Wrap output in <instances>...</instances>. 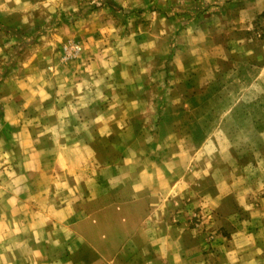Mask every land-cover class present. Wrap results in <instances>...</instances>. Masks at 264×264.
<instances>
[{"label":"crops","instance_id":"crops-1","mask_svg":"<svg viewBox=\"0 0 264 264\" xmlns=\"http://www.w3.org/2000/svg\"><path fill=\"white\" fill-rule=\"evenodd\" d=\"M92 2L93 10L140 11L130 18L138 32L124 41L153 44L114 63L116 81L104 77L99 98L88 82L56 91L46 81L37 89L44 97L27 99L36 92L30 83L0 98V264H264V163L237 165L223 149L235 137L224 120L264 137L248 108L264 101L239 97L256 89L263 68L245 66V77L238 66L189 65L184 52L179 63V50L157 48L142 31L158 27L160 36L170 21L181 25L161 10L180 9L177 0ZM90 16L75 22L86 34L109 24ZM228 86L236 97L224 101ZM237 105L246 113L234 114Z\"/></svg>","mask_w":264,"mask_h":264},{"label":"rangeland","instance_id":"rangeland-1","mask_svg":"<svg viewBox=\"0 0 264 264\" xmlns=\"http://www.w3.org/2000/svg\"><path fill=\"white\" fill-rule=\"evenodd\" d=\"M86 1L81 7V4L77 5V0H45V2L30 0L29 3H16L14 8L9 7V11L3 9L6 5H0V98L6 97L8 91L12 95L21 93L30 83H34L36 92L28 94L27 99L44 97V93L37 92L41 81L42 83L46 81L50 84L47 88L52 87L56 91L61 90L58 85H63L65 82L74 83L78 88L82 87L81 83L88 82L96 89L94 98H99L101 94H98V91L103 78L105 77V82L108 83L116 81L115 76L110 73L114 63L119 64L118 60L122 57L132 61L129 55L138 48H149L153 44L149 41L143 42L141 39H139L141 42L124 41L129 34L138 32H135L130 18L133 17V21H136L134 16L140 11L126 10L117 2L111 10L97 7L93 10L92 3L97 4L90 0L87 5ZM152 1L154 0H148L146 4H151ZM177 2L180 9L174 10L176 6H171L161 10L174 19L178 16L176 19L181 20V25L178 24L176 27L174 20L167 26L159 27L162 29L160 36H158L159 30H156L158 27H152L150 30L149 27L144 30L142 28L143 34L146 37L155 36L158 39L154 42L157 48L167 50L173 46L175 50H179V63L183 61L182 56L186 57L184 55L187 54L190 60L188 58L184 60L189 65H195L194 62L203 58L209 68L229 70L238 66V71L241 73L239 75L245 77L246 72L243 69L245 66L256 70L263 68V73L256 80L259 82L256 89L251 93L240 90L239 97L264 101V17L261 16L264 11V0H177ZM187 2H190L189 10L182 8V4ZM90 15H94L100 23L106 21L109 24L96 25L95 22L89 27V34H86L84 30L86 27L75 22L80 20L77 18L82 16L90 18ZM141 17L143 21L149 20L146 12ZM189 20H192V23L188 25ZM197 34L203 36V40H193L192 36ZM142 61L145 66H149L152 57L149 54ZM156 61L155 58L153 62ZM88 69L95 74L89 73ZM100 69H106L104 70L106 74L98 75ZM45 75H47L46 79ZM58 75L64 79L61 83L57 82ZM174 77L176 82L183 80V74ZM51 78L52 83L59 84H51ZM149 80H151L149 75L144 77V81ZM232 89L234 88L228 86V89L222 91L224 101L236 97ZM180 93L176 91V94ZM262 103L264 102H257L254 107L250 105L248 107L257 117V129L262 126L264 128ZM240 113H246L245 106H236L234 114ZM238 124L239 128H234L230 120H224L226 131L235 136L223 139V149L228 150L224 153V157L230 156L232 162L235 158L237 165L254 162L263 164L264 137L254 134L248 138L247 132L244 131L248 127L247 123ZM12 144L9 146L13 147L18 157L20 149L16 142ZM258 147H263L261 153ZM235 150L238 151L237 154Z\"/></svg>","mask_w":264,"mask_h":264},{"label":"trees","instance_id":"trees-1","mask_svg":"<svg viewBox=\"0 0 264 264\" xmlns=\"http://www.w3.org/2000/svg\"><path fill=\"white\" fill-rule=\"evenodd\" d=\"M81 10V9H80ZM261 16L264 17V11L261 13Z\"/></svg>","mask_w":264,"mask_h":264}]
</instances>
